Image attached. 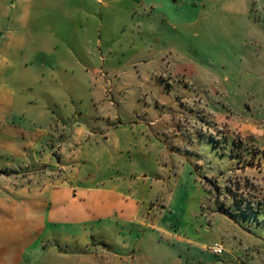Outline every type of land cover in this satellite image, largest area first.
Listing matches in <instances>:
<instances>
[{
  "label": "rangeland",
  "instance_id": "rangeland-1",
  "mask_svg": "<svg viewBox=\"0 0 264 264\" xmlns=\"http://www.w3.org/2000/svg\"><path fill=\"white\" fill-rule=\"evenodd\" d=\"M96 1L47 21L53 63L67 68L53 82L65 103L52 141L82 128L83 171L157 192L148 211L180 235L264 264V0L210 4L205 20L169 27Z\"/></svg>",
  "mask_w": 264,
  "mask_h": 264
},
{
  "label": "crops",
  "instance_id": "crops-1",
  "mask_svg": "<svg viewBox=\"0 0 264 264\" xmlns=\"http://www.w3.org/2000/svg\"><path fill=\"white\" fill-rule=\"evenodd\" d=\"M72 1L0 0V264H241L235 251L215 256L205 250L208 241L180 235L158 210L148 211L147 198L157 192L123 190L116 180L83 171L88 148L74 140L82 128L70 141H52L51 118L65 103L53 82L67 68L53 63L62 55H54L47 21L83 15V7H69ZM172 1L97 3L106 10L125 4L128 15L150 12L167 27L196 24L210 4L234 12L237 3ZM173 195L167 193L163 208Z\"/></svg>",
  "mask_w": 264,
  "mask_h": 264
},
{
  "label": "built area",
  "instance_id": "built-area-1",
  "mask_svg": "<svg viewBox=\"0 0 264 264\" xmlns=\"http://www.w3.org/2000/svg\"><path fill=\"white\" fill-rule=\"evenodd\" d=\"M210 251L213 255L218 256L223 253V248L221 243L214 242L210 245Z\"/></svg>",
  "mask_w": 264,
  "mask_h": 264
}]
</instances>
